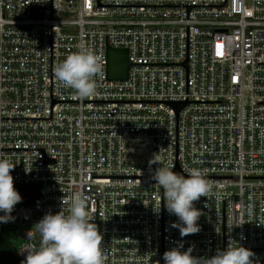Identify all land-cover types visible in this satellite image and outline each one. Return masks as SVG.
Returning <instances> with one entry per match:
<instances>
[{"label": "built area", "instance_id": "obj_1", "mask_svg": "<svg viewBox=\"0 0 264 264\" xmlns=\"http://www.w3.org/2000/svg\"><path fill=\"white\" fill-rule=\"evenodd\" d=\"M107 46L127 49L126 79L107 77ZM81 47L102 64L87 98L53 73ZM0 155L22 197L0 264L39 247L34 225L74 191L105 264H165L181 243L210 258L229 241L264 264V0H0ZM158 167L212 182L199 233L171 227ZM6 224L26 226L17 247Z\"/></svg>", "mask_w": 264, "mask_h": 264}, {"label": "clouds", "instance_id": "obj_2", "mask_svg": "<svg viewBox=\"0 0 264 264\" xmlns=\"http://www.w3.org/2000/svg\"><path fill=\"white\" fill-rule=\"evenodd\" d=\"M100 61L101 57L94 50L81 47L53 69L54 77L62 87L73 89L80 98H87L95 92V77L102 71ZM149 163L155 162L152 160ZM15 166L0 155V212L4 213L0 216V223L14 221L11 213L22 201L10 174ZM187 177L168 167L156 168L151 177L156 182L155 186L163 189L167 212L178 218L179 222L171 227L177 228L182 238L201 231L198 220L203 213L194 206V202L207 197L213 187L200 169L189 170ZM91 221L89 198L83 191L63 196L61 210L54 215L51 212L45 214L34 225L40 235L39 247L21 251L26 253L21 264H105L103 236ZM181 248L182 243L165 251V264H254L255 253L235 241H229L226 249L217 250L210 258L194 257L192 247L186 251H181Z\"/></svg>", "mask_w": 264, "mask_h": 264}, {"label": "water", "instance_id": "obj_3", "mask_svg": "<svg viewBox=\"0 0 264 264\" xmlns=\"http://www.w3.org/2000/svg\"><path fill=\"white\" fill-rule=\"evenodd\" d=\"M107 62L106 73L109 79L122 80L127 78L128 69L131 62L128 60L127 49L125 48H112L107 46L106 48ZM177 109H179L184 102L172 103ZM178 173V171H174Z\"/></svg>", "mask_w": 264, "mask_h": 264}, {"label": "rangeland", "instance_id": "obj_4", "mask_svg": "<svg viewBox=\"0 0 264 264\" xmlns=\"http://www.w3.org/2000/svg\"><path fill=\"white\" fill-rule=\"evenodd\" d=\"M25 228L26 226L22 224H6L2 228V235L5 239L9 240L14 247H17L21 242V235Z\"/></svg>", "mask_w": 264, "mask_h": 264}, {"label": "snow or ice", "instance_id": "obj_5", "mask_svg": "<svg viewBox=\"0 0 264 264\" xmlns=\"http://www.w3.org/2000/svg\"><path fill=\"white\" fill-rule=\"evenodd\" d=\"M220 47H222V46L218 45V48H220ZM218 54H220V53L218 52Z\"/></svg>", "mask_w": 264, "mask_h": 264}, {"label": "trees", "instance_id": "obj_6", "mask_svg": "<svg viewBox=\"0 0 264 264\" xmlns=\"http://www.w3.org/2000/svg\"><path fill=\"white\" fill-rule=\"evenodd\" d=\"M1 246H3V241H2V243H1ZM3 252V251H2Z\"/></svg>", "mask_w": 264, "mask_h": 264}]
</instances>
